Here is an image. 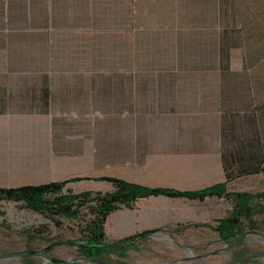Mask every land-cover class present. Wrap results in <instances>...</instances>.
<instances>
[{
    "label": "crops",
    "instance_id": "1",
    "mask_svg": "<svg viewBox=\"0 0 264 264\" xmlns=\"http://www.w3.org/2000/svg\"><path fill=\"white\" fill-rule=\"evenodd\" d=\"M152 148L216 169L191 190L224 183L225 167H264V0H0V187ZM25 180L37 183H8ZM216 210L163 230L167 261L234 244Z\"/></svg>",
    "mask_w": 264,
    "mask_h": 264
},
{
    "label": "rangeland",
    "instance_id": "2",
    "mask_svg": "<svg viewBox=\"0 0 264 264\" xmlns=\"http://www.w3.org/2000/svg\"><path fill=\"white\" fill-rule=\"evenodd\" d=\"M97 152L90 151V154ZM128 155L116 157L96 156L80 159L78 165L62 173L65 180L79 178L82 180L67 185L75 193L81 191L104 192L110 186L95 179L104 176L118 177L150 187L172 186L181 189H195L217 181L214 167L171 164L163 159L160 149H138L136 156L123 159ZM190 164V165H189ZM29 176V175H27ZM30 177V176H29ZM10 185L34 184L36 181H12ZM229 188L234 192L256 194L264 191V171L259 175L236 179ZM252 223L242 221L245 241L252 264H264V199H255ZM216 209H225L224 203H205L204 205L185 201L165 199H147L135 203L132 210L122 209L107 221L106 234L109 241H117L134 233L152 232L139 247V251H129L127 264H169L167 261L170 247L159 242L166 236L165 228L175 227L177 223L197 224L209 220ZM0 256L26 251L41 252L47 249L48 256L69 263H55L42 255L0 257V264H97L81 256L72 242L81 240L79 221L62 217L45 218L37 213L24 209L20 204L0 202ZM86 214V212L84 213ZM87 219V217H86ZM217 248V247H215ZM230 248L218 255L213 261H201L191 264H231L228 253ZM187 255L197 252L187 249ZM225 255V257H224ZM109 264L117 261L114 255L107 256ZM216 260V261H215ZM175 264V263H172Z\"/></svg>",
    "mask_w": 264,
    "mask_h": 264
},
{
    "label": "trees",
    "instance_id": "3",
    "mask_svg": "<svg viewBox=\"0 0 264 264\" xmlns=\"http://www.w3.org/2000/svg\"><path fill=\"white\" fill-rule=\"evenodd\" d=\"M229 168L225 167L226 181L224 183L197 190L182 191L170 187H150L118 177L104 176L95 180L107 183L110 186L108 191L75 193L68 189L67 185L82 179L69 178L39 185L0 187V202L20 204L24 209L48 219L62 217L79 221L81 240L70 244L75 246L81 256L93 263L109 264L107 256L114 255L118 260L113 264H127L128 252L139 251L141 244L152 232H142L121 240L109 241L105 226L113 213L122 209L131 210L136 202L151 198L183 199L196 203L217 200L224 203L226 210L224 217L217 221L216 232L229 243L234 242L229 249L232 250L231 264H240L250 257L245 241L241 240L245 229L242 221L252 223L253 201L264 199V191L256 194L234 192L229 185L237 178L259 175L264 171V167L238 166L228 171ZM252 262L253 259L246 264H252Z\"/></svg>",
    "mask_w": 264,
    "mask_h": 264
},
{
    "label": "water",
    "instance_id": "4",
    "mask_svg": "<svg viewBox=\"0 0 264 264\" xmlns=\"http://www.w3.org/2000/svg\"><path fill=\"white\" fill-rule=\"evenodd\" d=\"M47 249H44V251H46ZM44 251L38 252V251H26V252H17V253H10V254H6V255H2L0 257H13V256H28V255H42L44 253ZM48 260H50L51 262H55V263H69L67 261H63V260H59V259H54L51 258L49 256H45ZM253 257H248L247 259L243 260L240 264H246L247 262H249L250 260H252ZM172 264V263H169Z\"/></svg>",
    "mask_w": 264,
    "mask_h": 264
},
{
    "label": "flooded vegetation",
    "instance_id": "5",
    "mask_svg": "<svg viewBox=\"0 0 264 264\" xmlns=\"http://www.w3.org/2000/svg\"><path fill=\"white\" fill-rule=\"evenodd\" d=\"M44 251V250H43ZM48 254V251L46 250V251H44V253L42 254V256H46ZM48 256V255H47Z\"/></svg>",
    "mask_w": 264,
    "mask_h": 264
}]
</instances>
